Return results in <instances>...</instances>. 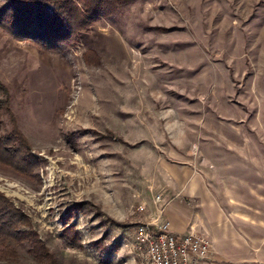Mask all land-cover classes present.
Listing matches in <instances>:
<instances>
[{
	"label": "rangeland",
	"instance_id": "obj_1",
	"mask_svg": "<svg viewBox=\"0 0 264 264\" xmlns=\"http://www.w3.org/2000/svg\"><path fill=\"white\" fill-rule=\"evenodd\" d=\"M0 81L29 149L0 164L26 238L0 264H148L171 203L264 256V0H136L53 50L0 27Z\"/></svg>",
	"mask_w": 264,
	"mask_h": 264
},
{
	"label": "trees",
	"instance_id": "obj_2",
	"mask_svg": "<svg viewBox=\"0 0 264 264\" xmlns=\"http://www.w3.org/2000/svg\"><path fill=\"white\" fill-rule=\"evenodd\" d=\"M134 1L0 0V27L19 40L53 50L62 47L67 40L73 42L78 33L90 28L102 15L115 13L119 7ZM7 95L8 89L0 81V112H10ZM28 151L24 138L16 129L0 136V164L20 166L29 160L26 159ZM25 166L26 163L21 165L22 173L27 172ZM22 224H25L22 213L0 192V253L11 254L12 248L25 242L26 238L19 230Z\"/></svg>",
	"mask_w": 264,
	"mask_h": 264
},
{
	"label": "built area",
	"instance_id": "obj_3",
	"mask_svg": "<svg viewBox=\"0 0 264 264\" xmlns=\"http://www.w3.org/2000/svg\"><path fill=\"white\" fill-rule=\"evenodd\" d=\"M156 201L161 203L162 197L158 196ZM164 213L165 209H159L155 219L136 227V249L148 264H200L212 252L209 236L193 228L185 236L176 235Z\"/></svg>",
	"mask_w": 264,
	"mask_h": 264
},
{
	"label": "crops",
	"instance_id": "obj_4",
	"mask_svg": "<svg viewBox=\"0 0 264 264\" xmlns=\"http://www.w3.org/2000/svg\"><path fill=\"white\" fill-rule=\"evenodd\" d=\"M182 208L178 203H171L165 209L164 219L170 221L171 229L176 235L185 236L192 228L196 230L197 227L198 232L205 233L203 232L205 230L209 233L207 227L204 229L200 227L202 223H195L196 219L192 212ZM211 240L214 251L202 264H264V256L261 255L259 247L246 246L243 243L237 249L235 244L226 247L215 234Z\"/></svg>",
	"mask_w": 264,
	"mask_h": 264
}]
</instances>
